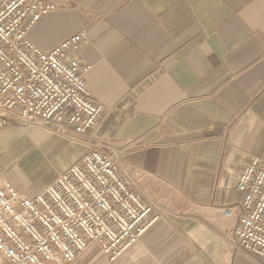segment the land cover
Wrapping results in <instances>:
<instances>
[{
  "label": "crops",
  "instance_id": "1",
  "mask_svg": "<svg viewBox=\"0 0 264 264\" xmlns=\"http://www.w3.org/2000/svg\"><path fill=\"white\" fill-rule=\"evenodd\" d=\"M45 1L58 9L28 37L48 49L87 30L86 87L104 107L92 132L165 210L114 261L91 243L71 264H261L227 244L223 211L243 196L225 185L264 160V0Z\"/></svg>",
  "mask_w": 264,
  "mask_h": 264
},
{
  "label": "built area",
  "instance_id": "2",
  "mask_svg": "<svg viewBox=\"0 0 264 264\" xmlns=\"http://www.w3.org/2000/svg\"><path fill=\"white\" fill-rule=\"evenodd\" d=\"M57 9L45 0H0V130L41 127L86 151L31 196L0 178V264H71L91 243L114 261L165 214L124 149L92 132L104 107L86 87L92 65L79 52L87 30L48 49L28 37ZM225 188L243 195L224 207L234 221L227 244L264 264V160L245 161Z\"/></svg>",
  "mask_w": 264,
  "mask_h": 264
},
{
  "label": "rangeland",
  "instance_id": "3",
  "mask_svg": "<svg viewBox=\"0 0 264 264\" xmlns=\"http://www.w3.org/2000/svg\"><path fill=\"white\" fill-rule=\"evenodd\" d=\"M60 138L41 127L0 130V158L5 154L3 151H18L16 160L9 155L10 151L1 158L6 160L9 157V160H14L7 166L0 165V175L15 184L24 183L30 188H43L81 154L78 147Z\"/></svg>",
  "mask_w": 264,
  "mask_h": 264
},
{
  "label": "bare ground",
  "instance_id": "4",
  "mask_svg": "<svg viewBox=\"0 0 264 264\" xmlns=\"http://www.w3.org/2000/svg\"><path fill=\"white\" fill-rule=\"evenodd\" d=\"M10 151V153H9V155H12V157L13 158H15V160H16V157L18 156V151L17 150H15V149H11V150H9ZM7 156V155H6ZM11 157V156H10ZM12 159V158H11ZM4 160V159H3ZM4 162V161H3ZM6 164V163H5ZM9 164V163H8Z\"/></svg>",
  "mask_w": 264,
  "mask_h": 264
}]
</instances>
